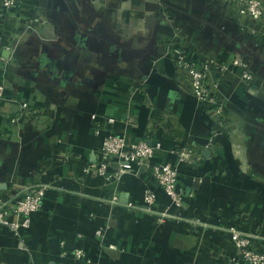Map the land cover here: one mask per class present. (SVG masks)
<instances>
[{"label": "crops", "instance_id": "0c3cea01", "mask_svg": "<svg viewBox=\"0 0 264 264\" xmlns=\"http://www.w3.org/2000/svg\"><path fill=\"white\" fill-rule=\"evenodd\" d=\"M180 55L247 65L251 81L209 73L227 128L177 71ZM0 79V199L49 185L27 226L21 215L9 218L17 234L0 225L1 264H234L228 227L264 238V20L227 0H22L0 23ZM17 91L40 108L36 123H11ZM112 134L160 144L151 164L180 168L182 205L152 165L85 173ZM64 244L91 262L62 255Z\"/></svg>", "mask_w": 264, "mask_h": 264}, {"label": "built area", "instance_id": "2783aa9c", "mask_svg": "<svg viewBox=\"0 0 264 264\" xmlns=\"http://www.w3.org/2000/svg\"><path fill=\"white\" fill-rule=\"evenodd\" d=\"M234 3L238 12L243 17H249L254 20H264V0H227ZM22 0H0V23L5 25V20L13 15L21 8ZM33 23L30 20L27 23ZM44 19L38 21V25H42ZM13 41V39H12ZM222 73L241 72L242 78L251 81L253 76L248 71L247 65L239 56L234 57L228 63H217L213 60L211 63L203 60L201 62L186 60L180 55L177 63V71L185 73L190 77V91L201 101L210 104L215 111V116L220 120V125L223 129L228 127L229 119L224 116V109L221 103H218L217 93L220 86V81L211 80L209 73L212 68ZM9 86L0 79V101L4 100L6 93L9 91ZM17 99L20 111L11 116V123L14 125L19 122L36 123L41 117V110L36 102L26 100L17 91ZM160 149V144L150 143L147 139H138L137 141H129L123 135H108L102 144L100 155L97 162L89 163L84 168L86 174L102 175L111 179L120 177L125 172L130 171L131 164L137 166H151L157 150ZM180 155L187 162L191 161L195 152L192 150H182ZM198 155H196L197 157ZM198 160L200 156L197 157ZM117 168L110 172V168ZM152 175L155 181L164 190L166 195L170 197L176 206H180L184 200V193L180 188V168L171 163H163L152 165ZM49 185L36 184L34 186L27 185L13 199L2 201L0 199V225L9 226L13 233L17 234L19 224L12 223L9 218L14 215L24 217L23 225L27 226L30 222L31 215L40 211L43 205V199ZM157 201V194L153 190H147L144 195V209L150 212H155L154 204ZM161 216H169L165 211ZM230 234L231 241L234 246L233 263L234 264H264V238L255 231H247L239 226H231L227 228ZM98 234H102L98 231ZM62 255H72L76 261L84 260L87 263L91 262L87 251L84 247H76L68 250L64 244L61 251ZM1 264V262H0ZM73 264H78L77 262Z\"/></svg>", "mask_w": 264, "mask_h": 264}]
</instances>
